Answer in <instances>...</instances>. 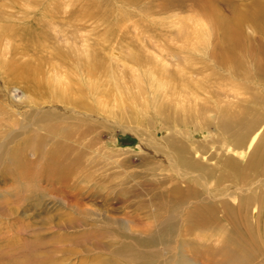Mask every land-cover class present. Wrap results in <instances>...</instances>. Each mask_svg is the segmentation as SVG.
<instances>
[{
	"label": "rangeland",
	"instance_id": "1",
	"mask_svg": "<svg viewBox=\"0 0 264 264\" xmlns=\"http://www.w3.org/2000/svg\"><path fill=\"white\" fill-rule=\"evenodd\" d=\"M213 1L0 0V264H264V250L236 262L219 251L232 227L221 200L238 206L240 194H262L249 213L264 244V175L171 193L184 185L167 140L180 126L158 113L165 90L157 78L168 72L170 88L201 87L197 107L209 101ZM228 6L220 5L224 15ZM86 61L101 68L97 76L86 73ZM118 84L147 104L146 113L123 107ZM211 135L186 136L193 149L210 140L213 150L197 153L204 163L248 160L252 148ZM60 142L83 158L70 174L48 168ZM209 202L218 221L190 223V211Z\"/></svg>",
	"mask_w": 264,
	"mask_h": 264
},
{
	"label": "bare ground",
	"instance_id": "2",
	"mask_svg": "<svg viewBox=\"0 0 264 264\" xmlns=\"http://www.w3.org/2000/svg\"><path fill=\"white\" fill-rule=\"evenodd\" d=\"M220 3L226 6L229 4L228 7H231L229 15L222 13ZM230 3V0H214L212 5L211 76L214 86L209 88L211 89L209 101L197 107L195 101L200 97L199 86L194 92L187 90L189 83L182 87L170 88L173 75H169L167 71L168 75L163 72V78H157L159 90H165L161 93L159 91L163 98L162 105H170L176 110L167 114L163 112L164 108L161 105L158 113L163 117L165 124L174 121L180 126V133L167 139L170 146L169 154L178 165L181 174L182 182H178L184 184L173 185L171 193L177 194V197L193 195L198 192L197 185L209 184L211 180L216 184L233 182L247 185L264 175V124L259 126L264 112L259 113L255 109L256 106L251 105L256 103L264 110V90H259V87H264V0H239L231 6ZM191 42L185 40L183 44L194 49V44ZM129 58L135 64L143 63L138 53H130ZM154 68L157 69L156 71L164 69L161 65H155ZM85 69L90 77L97 76L101 70L95 63L91 64L87 61ZM165 78L167 81H164ZM117 90L123 107L131 108L132 116L137 117L146 113L147 104L143 103L138 95L128 92V88L123 84H118ZM133 104H138L139 108L134 107ZM211 111L214 112L212 117L207 114ZM183 129L188 130L183 134ZM201 132L211 133V137H216L221 143L223 141L230 143L233 149L244 146L247 149L252 148L248 160L242 163L234 155H224L219 167L212 166L208 162L204 163L202 157L198 158L197 153L206 152L210 148L213 150L210 140L196 142L198 145L195 149L192 148L193 143L186 140V136ZM58 145L54 150L56 157L49 163L51 167H48L53 173L70 174L73 169L82 167L81 154L74 155L73 152L71 154L67 147L62 146L65 145L63 142ZM217 149L220 147L218 146ZM192 150L196 151V154ZM215 155L217 153L212 151L210 156L212 158ZM262 199V194L253 196L240 194L238 206H233L226 199L221 200L223 218L232 226L228 229L219 249L225 254V261L236 262L239 257L250 261L255 254L254 250L256 253L263 252L264 244L260 242L262 239L257 235V228L252 225L249 213L250 207ZM217 217L218 210L213 202L194 207L188 216L190 223L200 226H205Z\"/></svg>",
	"mask_w": 264,
	"mask_h": 264
}]
</instances>
